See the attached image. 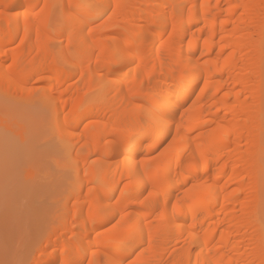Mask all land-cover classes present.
I'll return each mask as SVG.
<instances>
[{
    "label": "bare ground",
    "instance_id": "1",
    "mask_svg": "<svg viewBox=\"0 0 264 264\" xmlns=\"http://www.w3.org/2000/svg\"><path fill=\"white\" fill-rule=\"evenodd\" d=\"M0 94L26 264H264V0H0Z\"/></svg>",
    "mask_w": 264,
    "mask_h": 264
},
{
    "label": "rangeland",
    "instance_id": "2",
    "mask_svg": "<svg viewBox=\"0 0 264 264\" xmlns=\"http://www.w3.org/2000/svg\"><path fill=\"white\" fill-rule=\"evenodd\" d=\"M0 97L8 100V102L12 101L11 99H9L7 97L2 96V94H0ZM2 98H0V108H2L4 110L8 109V105L7 104H3L4 102L7 103V101L6 100L3 101ZM16 103L17 102H15V104ZM19 105L21 106V103ZM15 107H17V106H15ZM33 108H31V109L25 108V110H26V112L24 110L25 114L31 112V110ZM12 109H13V106H12ZM9 110L12 111L10 105H9L8 111ZM14 110L18 111L17 109H14ZM37 110H38V108H37ZM41 112H43V111L41 110ZM0 114H1V112H0ZM47 119H50V118H47ZM43 134L44 133L40 130V132L37 133V135L35 136L36 138L33 137L32 141L38 140L39 138L40 139L38 141L33 142V143H35L34 145H33V143H31L32 141H30L29 145L31 144L30 145L31 147L27 144L28 143L27 140H26L27 143H26V141L24 142L25 143V147L27 146L28 149L32 148L31 150L35 151V152L40 149V150H42L43 153L48 154L46 156V158L44 160H42V161L37 159V161L41 162V165H39V166H37L38 164L35 163L36 160H35V162L33 161L34 162V167H33V162L32 161H31V163L30 162L29 163H25V162L22 161L23 163H25V167L29 166V167H27L28 172L29 173H30V171L33 172V173H30V174H33V176H35V178L33 179L34 181L37 180L36 182H34L35 186L33 185L32 187H29L30 189L24 187L21 184L22 182H20L21 179L23 178V174L20 175V173H16L14 175V177H13V175H11L10 177H12V178L8 177L9 175L6 176V177H8V180H7V178L5 180H2L3 178L0 179V186H1L0 187V264H26L27 260L24 257H25L26 254H28L27 253L28 251H31L30 246L33 244L31 240H33V238H34L33 236H35V234H33V233H35L36 231L38 233L39 232L41 233L42 231H45L47 229H51V228L55 227L56 223H57V219H56V216H55L56 213L53 214V215H48L47 216V218L49 220H51L50 224L47 225V226H44L43 224L39 225V223H38L39 221L37 220V219H39V216H37V213L38 214L41 213V210H42V212H44V211L45 212H49V209H53V208L56 210L57 202H55L54 204H46L45 208L39 209L40 212L39 211H35L36 213H34L32 210H34L33 207L35 206L34 204H35L36 201L33 199V201H35L33 203L32 200L27 198L30 202L33 203L32 205H29L30 204L29 201L26 199V197H24V195L26 196L27 193L33 194L35 192L37 194L40 191L41 192L44 191V190L42 191V189H43L42 186H39L40 184L37 183V182H40L41 179L46 175V172H45V170H46L45 167L46 166L47 167L49 166V167H51L54 170L57 169V163L54 161L53 158H51V155L54 154L53 152L55 151V149H54V151L52 149L54 144L51 147H46L45 145H42L41 144V138H42ZM4 139H5V137H4ZM40 146H41V148H39ZM23 165L24 164H22V166ZM39 167H42V168L44 167V168H43V170L41 169V171L40 170L36 171V170H38ZM29 168H31V169L29 170ZM34 173H35V175H34ZM1 177L5 178V176H1ZM9 178L11 180L15 181V182L13 183V181H10ZM6 180H7V182H5ZM17 184H19L21 186V189H22V186H23L26 189V191H28V192H26L25 190L22 189L23 191H25V192L22 193L19 185H17ZM57 184H59L58 181L54 180V181H50L45 186V190L51 189L53 191V196H52L53 198H56L58 196L60 197L59 190H58L59 187H58ZM16 186H18L19 188L16 187ZM67 186L69 187V184ZM14 187L16 188V190H15ZM36 188H40V191H39V189H36ZM8 189H9V192H8ZM66 192H67V188H66ZM36 194H34V195H36ZM19 196L22 197V198H25V199H23V200L21 199L22 201H20ZM28 209H30V210H28ZM35 210H37V209H35ZM29 213H32V215L34 214L33 215L34 217L29 215ZM35 215H36V217H38L37 219H36ZM36 225H38V226H36ZM31 234L33 236H31ZM30 236L32 237L31 240H29ZM30 241H31L32 244L28 243ZM31 248H33V247H31ZM23 258H24V260H23Z\"/></svg>",
    "mask_w": 264,
    "mask_h": 264
},
{
    "label": "snow or ice",
    "instance_id": "3",
    "mask_svg": "<svg viewBox=\"0 0 264 264\" xmlns=\"http://www.w3.org/2000/svg\"><path fill=\"white\" fill-rule=\"evenodd\" d=\"M159 118V117H158Z\"/></svg>",
    "mask_w": 264,
    "mask_h": 264
}]
</instances>
